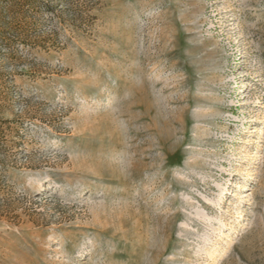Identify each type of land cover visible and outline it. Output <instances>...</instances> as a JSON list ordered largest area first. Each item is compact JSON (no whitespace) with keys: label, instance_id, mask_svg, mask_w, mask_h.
Listing matches in <instances>:
<instances>
[{"label":"rangeland","instance_id":"rangeland-1","mask_svg":"<svg viewBox=\"0 0 264 264\" xmlns=\"http://www.w3.org/2000/svg\"><path fill=\"white\" fill-rule=\"evenodd\" d=\"M8 27L0 264H264V0H0Z\"/></svg>","mask_w":264,"mask_h":264},{"label":"trees","instance_id":"trees-1","mask_svg":"<svg viewBox=\"0 0 264 264\" xmlns=\"http://www.w3.org/2000/svg\"><path fill=\"white\" fill-rule=\"evenodd\" d=\"M26 1H31V0H26ZM60 2H62V1H60ZM45 8H48V11H53V10H55V8L54 7H45ZM60 10H62V9H60ZM5 26H11V23L10 22H5ZM9 28V29H8ZM8 28H4V29H2L1 31H0V33L2 34V36L0 37V40L5 44V45H8L7 43H6V41L8 42V40H11V38H9V37H7L6 36V34H7V32H9V31H7V30H10V27H8Z\"/></svg>","mask_w":264,"mask_h":264}]
</instances>
